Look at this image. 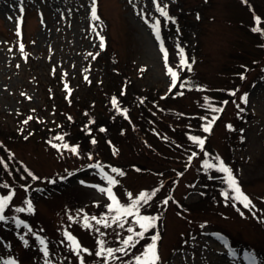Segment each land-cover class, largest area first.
<instances>
[{"label": "rangeland", "instance_id": "374dc122", "mask_svg": "<svg viewBox=\"0 0 264 264\" xmlns=\"http://www.w3.org/2000/svg\"><path fill=\"white\" fill-rule=\"evenodd\" d=\"M22 2L20 11L21 0H0V159L12 166L0 161V193L7 182L9 190L16 188L13 203L23 207V199L31 198L36 210L6 214H19L44 230L53 264H79L65 229L92 247L99 227L109 245L118 246L115 237L127 235V226L114 223L115 217L107 227L98 224L109 212V197L94 187L106 188L107 182L89 166L98 162L120 181L114 191L122 201L130 200L127 191L156 189L144 208L158 216L162 264H250L246 251L264 264V0H160L174 20L162 16L155 0ZM93 4L98 20L91 15ZM255 15L261 16L259 23ZM145 17L153 22L160 17L161 39ZM180 48L195 61L191 70L179 64ZM169 66L180 72L171 91ZM181 83L207 88H181ZM244 93L246 101L240 99ZM113 95L128 116L112 105ZM205 122L211 132L203 129ZM189 133L206 136L211 156L203 155ZM65 141L79 145L82 154L55 148ZM194 151L199 155L189 160ZM217 156L231 167L254 209L225 203L226 174L200 162L218 163ZM108 164L121 167L124 175L111 173ZM25 166L54 182L31 179ZM25 182L29 189L22 187ZM40 187L47 190L40 193ZM165 198L168 203H161ZM85 216L97 220L89 219L85 227ZM26 231L0 221V264L8 256L22 264H45L35 236L28 234L30 245L24 246ZM221 236L237 256L230 255ZM115 255V264L127 259ZM85 257L87 264L93 259L101 264L100 257Z\"/></svg>", "mask_w": 264, "mask_h": 264}, {"label": "snow or ice", "instance_id": "6c2138e0", "mask_svg": "<svg viewBox=\"0 0 264 264\" xmlns=\"http://www.w3.org/2000/svg\"><path fill=\"white\" fill-rule=\"evenodd\" d=\"M156 8L158 11L162 14V16L168 20H174L175 17H172L169 15V12L166 10V6L162 5L160 0H155ZM23 2L21 0L20 5V11H23ZM91 15L95 19H99L98 12H97V6L93 4L91 8ZM145 20L148 21V18L145 17ZM255 21L259 23L261 21L260 15H255ZM150 23L152 31L156 34L157 39H161V19L160 17H156V19L153 21H148ZM95 27V25H94ZM17 32H20V28L17 27ZM262 33H264V29H260ZM99 40L104 41L105 37L103 35H99ZM100 47L103 48L104 44L101 43ZM161 47L163 48V43H161ZM179 47V45H177ZM20 48L23 49L24 45L23 43L20 44ZM178 55L181 56V59L179 60V64L182 66H188L189 70H191L190 63H194V60H189L187 55L184 52L183 48H180V52ZM165 62H167V50L165 49ZM168 72L171 76V84L169 86V91H171L173 88L177 86V81L180 79V72L172 67H168ZM240 77H244V72H241ZM184 79H187L185 77ZM67 86V85H66ZM181 88H196V89H206L207 85L203 83H181L179 85ZM231 92H235V89H229ZM247 93H244L240 99L245 100L247 98ZM205 101L209 99V97H204ZM111 103L115 107V109L122 113L124 116H128V109L125 107H121L120 103L117 101V96L113 95L111 98ZM227 103V101H225ZM216 105H213V108L216 109ZM207 121V117L204 118ZM93 121H89V123H92ZM82 127H85L82 125ZM101 130H106L104 125H101ZM203 129L206 132H211L212 125L211 123L205 122L202 125ZM228 128H232L233 124L228 123ZM87 132H92V128H86ZM123 131V130H122ZM155 131V129H153ZM243 131V129H241ZM57 136L61 137L63 139L62 133H57ZM190 140L194 142V144L201 150H204L203 155L205 157L211 156V153H209L207 150H205V141L206 136L204 135H196L189 133ZM240 139H244L243 136L240 137ZM91 142L95 144L96 138L93 136L91 137ZM49 144H53L52 140L48 141ZM109 143L111 144V141L109 140ZM55 148L63 151L64 149L70 150L72 153H74L76 156H80L82 153L79 149V145L75 143H68L65 141L63 144L61 143H55ZM9 151H11L9 149ZM88 157L91 158L93 156L92 152H89ZM199 153L192 152L191 156L188 157L189 160L192 159L193 156H198ZM216 159L219 161L218 163H213L212 159L205 158L202 161H200L206 169H220L223 173L226 175L222 177V182L225 184V187L221 189V195L225 198V203H228L229 200L233 204H237L239 202L240 205H243L244 209L252 208L254 209L256 205L253 203L252 198L248 194L245 193L244 190L241 188V184L238 182L237 176L233 174V170L231 167L225 163V161L220 158L219 156L216 157ZM21 163H23L21 161ZM90 167H94L95 169L99 170V174L104 178V180L107 182V187L103 186L102 184H95L94 187L98 188L101 192H106L107 196L109 197V202L106 204V208L109 210V212L105 213L104 215H101L98 219V224L107 227L109 225V220H113L114 223L120 225L121 227L127 226V235L121 237L117 235L115 237V240L121 241V243L117 246L114 243L112 245H109L107 238L103 232H101L99 227L94 228V232L98 233L96 236L95 243L92 247H86L84 246L80 239L76 235H74L71 231L64 230L63 235L68 241V247L71 249L72 252L76 254V256L79 259V264H87V260L85 257V254H89L93 257H100L101 258V264H115L116 261L119 260V257H117L115 254L117 252L124 254V256L127 257V259L120 261V264H162L161 259V253L159 250V239H160V233L156 231V225L158 221V216L153 215L150 212H148L147 209L144 208L145 205L149 203L151 200V197L155 194L156 189H144L140 190L138 194L133 193L132 191L126 192V197L130 198V200H124L122 201L114 191V186L119 184L120 181L116 178L115 175L110 174L109 171L105 170V165L101 163H95L94 165H89ZM7 167V165H5ZM133 167H136L133 165ZM27 172L29 173L31 179L33 180H50V182H54L55 178H49V177H41L37 175L34 171L31 169H27V166H25ZM107 168L111 170V173L124 175V171L121 167L114 166L112 164H108ZM60 179H64V177H60ZM82 183H88V181H81ZM163 183V182H161ZM23 188L29 189L30 185L25 182L22 185ZM16 195V188L12 187L10 190L8 188L7 182L4 183V191L3 193H0V221L8 222L11 221L16 227H20L23 225L25 229L27 230L24 232V234L21 236L22 242L25 247H28L30 245L29 239L26 237L28 234H31L32 236H35L36 240L39 241L38 249L42 250L43 257L45 259V264H53V261L50 256V248H49V239L46 237V235L41 234L44 230L43 229H34V227L28 222L27 219H22L21 215L19 214H13L8 215L6 214V210L11 212L13 209H15V213H34L35 207L33 200L31 198H24L23 203L26 206H17V204L13 203L14 197ZM264 199V197H262ZM154 203V201H152ZM94 203H99L98 201H94ZM163 204L168 203V199L165 198L161 201ZM183 207V205H181ZM81 212L84 210L81 209ZM241 215H244L243 210H241ZM252 215H256L255 211L252 212ZM107 217V218H106ZM129 217L131 220H129ZM89 219L96 221L97 217L92 216L84 217V224L85 227L89 226ZM208 221L205 220L204 224H207ZM219 235V234H218ZM221 239L223 240L224 245L228 246V251L230 255L237 256L236 249L232 248L229 244L227 239H224L221 236ZM143 241V242H142ZM32 243H35V241H32ZM61 245L65 244V239H62L59 241ZM131 254V255H129ZM244 259L248 260L250 264H256V257L254 254H250L249 252H244ZM6 264H22V261L14 256H8ZM92 264H95V260H92Z\"/></svg>", "mask_w": 264, "mask_h": 264}, {"label": "trees", "instance_id": "16d2710c", "mask_svg": "<svg viewBox=\"0 0 264 264\" xmlns=\"http://www.w3.org/2000/svg\"><path fill=\"white\" fill-rule=\"evenodd\" d=\"M123 101V100H122ZM125 103H126V101H124ZM146 104V102L144 103V105ZM2 153H0V155H1ZM4 158V156L0 159V161L2 160V161H4V164L3 165H7L8 166V168H11L12 166L9 164V163H6L7 161L5 160V158ZM209 159H212V158H209ZM6 161V162H5ZM212 161H214L213 159H212ZM3 165H2V167H3ZM2 172H3V170H2ZM0 180H1V177H0ZM39 192L40 193H44L47 189H44V187H40L39 188ZM44 190V191H43ZM263 258H257V262H261V260H262Z\"/></svg>", "mask_w": 264, "mask_h": 264}]
</instances>
